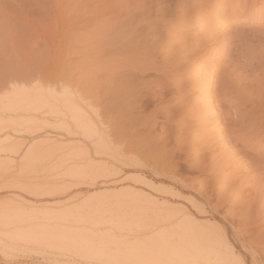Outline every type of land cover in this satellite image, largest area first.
<instances>
[{
	"label": "rangeland",
	"instance_id": "1",
	"mask_svg": "<svg viewBox=\"0 0 264 264\" xmlns=\"http://www.w3.org/2000/svg\"><path fill=\"white\" fill-rule=\"evenodd\" d=\"M165 2L166 4L169 3L168 1H164L162 2L163 4L161 3V6ZM245 2L246 0H242V3L238 5L237 0H196V4L193 5L192 13L194 14L190 12L193 15L191 17L193 19H185L183 12H176L179 20L175 17L177 20L173 18L170 19L172 22L170 20L168 23L166 22L169 24L168 26L171 24L173 28L166 25L167 29H161L163 35L158 34L155 36L158 42L154 44H156L158 54L159 52L162 55L166 54V56L169 54L168 57L164 55L165 58L160 54L153 56L156 59L155 63L157 62L161 65L163 60L164 64L168 62L166 60H171L172 63L176 61L174 65L169 62L170 64H167L166 67L170 68L168 65H173V72L163 68L159 72L157 71L158 73L161 72V75H157L156 72L155 75L152 73L154 76L148 74V72L146 75V72L143 71L146 67L140 69V71L139 68L142 67V62L146 64L145 54L141 55L139 53L141 55L140 58L144 57L145 61H141L144 58L138 60V51L136 52L137 55H135L137 57L133 54L130 56V53L127 52L129 48L126 50V54L129 56H126V58L129 57L127 59L130 63L126 60V66L127 64L128 66H132L133 64L132 67H134V63L135 65H139L137 62L141 61L142 64L140 63L137 69L134 67L135 71L139 70L137 72L140 75L137 72L135 74L134 69L130 66L131 71L126 70L127 66L124 68L126 73L123 72L124 70L121 68L125 65L124 61L126 58L125 53L122 52H125V50L123 51L120 48L121 44L120 46H118L119 43L116 44L117 41L111 40L113 31L114 33H116V30L120 31L118 28H113H116V24L118 25L121 19H114V27L111 26L110 32L107 31L108 29L106 30V33L110 35L106 34L107 39L104 37V41L101 39L105 44L106 42L110 43L109 39L112 36L110 40L111 42H115L116 48L115 45H111L112 43L110 46L114 47H110L108 44L104 48L103 44L101 45L103 47L101 50L99 48L101 43L98 44L99 42L97 41H100L102 36L97 31L98 34L95 36L97 39L93 41L95 42L93 43L94 45L87 49L81 58H76L75 60H69L68 56L62 51L53 57L46 54L49 48L47 37L52 34L55 27L53 23L49 26L35 25L32 39L28 42L21 40L23 43L20 41L17 45L14 44L13 46L12 44L13 47L10 45V41H8L10 42L9 44L7 41L0 39V91L2 92L0 93L3 95L4 88H10L9 85L13 87L12 83L13 85L17 83L18 87L28 86L25 89H30L33 92H28L33 95V99L42 98V94H44L43 89H45L44 92L46 94L44 97L47 95L45 98H48L49 105L54 104L53 108L46 104L48 106H43L41 109H44L45 112L48 111V113L54 112L53 115L45 117V119L42 115L45 114L44 110H39L42 112L40 114L38 111L26 113V108L23 109V106L20 107L23 111L19 110L18 114H13L12 112L10 114L8 111L7 114L6 112L4 114L3 111L0 113V117L4 118V120L7 117L6 121L8 124L6 126V121L2 123L6 127L0 134V138L2 137L3 139L6 136L9 138L13 135L12 139L18 143L21 141L18 146L24 144L20 150L15 148L0 156V264H158L155 259L145 262L143 260L139 261L137 258L128 257V254L126 255L123 250L126 247L132 249L138 248L137 250L140 251L150 248L157 255L160 253L162 245L159 244H163L160 230L166 224L161 223L164 212H158V209L162 208L163 210L165 208L163 203H170L172 205L171 208L174 210L170 209V212L173 211L171 213L173 214L171 215V219L174 222V227L171 226V232L174 234L173 239L186 238L183 228L180 227L181 225H188L197 242L201 244H203L201 238L205 237L207 232L208 235L218 233L223 239L225 247H228L235 255H238L245 264H264V123L262 122L264 120V111H262L264 109V85L261 84L264 81L262 80L264 78V7L255 8L253 6L254 3H252L253 1L249 3ZM161 6L154 8H157L156 12H167V9H162ZM32 8L29 6L27 10H32ZM189 8L190 6H185L183 9L184 11H191ZM180 14L183 18L179 16ZM19 20L25 23L28 21L24 18H19ZM30 23L34 24L33 21ZM97 25L99 28L98 20ZM3 28L4 24L0 17V33L4 30ZM97 30H100V28ZM163 30L166 34L163 33ZM46 31L49 32H47L48 35ZM44 33L47 37L43 35ZM250 36L251 39L249 40ZM134 42L136 40L133 41V44ZM150 42L153 43L148 40L143 41L142 46H144V43L146 44L145 48L142 47L143 50L140 48L141 43H135L134 45L137 44L138 47L140 46L139 50L144 51ZM128 43L132 44V42ZM129 46L132 48V45ZM233 46L234 49L232 48ZM235 46L239 47L237 51L235 50ZM184 47H187L186 49L188 50L191 47L196 52L197 50L201 51L199 52L200 54L196 53L201 60L197 57L200 61L197 60L195 62L194 54L192 55L191 50L188 52L186 49H183ZM8 48L10 52L12 51L11 53H9ZM131 48L129 52L134 54L135 52L133 51L138 50V48L134 47L135 50L131 51L133 49ZM116 49H118V53H116ZM219 49L222 50L220 51ZM179 50L180 52H178ZM233 50L236 53L241 51L240 56L244 58L240 59L244 62L239 61L240 59L237 57L239 52L236 54L235 52L233 53ZM101 51L105 52H103L105 54L104 59L102 57V59H99V54H102ZM119 51L125 59L123 58L124 61L122 62L121 54L119 55L122 63L119 62L117 65V71L121 70L123 74L119 73L120 75H117L114 72L116 70L110 64L116 65L114 59H118L117 54H119ZM27 52L28 54H26ZM224 52L225 54H223ZM132 55L138 61L135 60V62L133 60V62ZM170 57L174 58V61ZM230 57H235L238 59V62L233 58L234 63L232 60L230 61L233 64H225L224 62ZM159 58L161 59L159 60ZM204 58L205 60H203ZM219 58L223 59L220 60ZM100 60L103 61L101 62ZM257 60L258 62L263 61L258 68L259 70L255 71L257 75L253 73V77L250 75L251 78L247 75L248 78L244 74L243 76L246 77L247 81L244 80L246 83H242L243 85L247 84V87L240 85L242 84L240 81L239 85L241 87L238 85L237 92L240 93V91L244 92L246 90L244 94L242 93L245 95L248 92L246 88H250L248 90L251 92L258 84V89L262 91L261 96L258 94L260 98L258 101H263L261 102L263 109H261L260 102L256 101L259 99L257 98V93H255L257 99L253 98V96L251 97L256 92L255 89L257 87L250 93V97L254 100L256 99V102L250 97L251 100L249 99L248 101V93L245 97L233 91V96L232 91H229V96L227 93L225 97L230 98L232 96L231 98L233 99L231 101L233 100V102L237 103H234L236 106H232V111L236 107L238 109L241 104L239 107L240 112L242 109L244 113H241L243 115L242 119L240 115V120H243L244 117L250 119L245 118L247 121L243 120V122L239 121L240 123H235V126H237L236 130L234 124L230 125L223 121L226 125L228 124L226 127L222 121L211 113V107H216L218 100L224 102L228 98L223 97L225 94L222 96L217 93V96L212 87L218 81H221L220 85L224 84L227 80L224 77H229L232 72L236 74V71L232 70L233 68L236 69V66L237 68L239 67L237 64L243 63V66H247L251 62L254 64ZM70 63L73 65V68ZM226 63H229V61ZM177 64L179 66H176V68L175 65ZM69 65L71 66L70 68ZM101 65L108 67H103L106 69L103 71ZM173 66L171 67L172 69ZM110 69H113L114 73ZM164 70H166V73H163ZM228 70H231V73ZM69 71H73L71 76H74L76 80L80 79L79 83L83 87H81L84 90L83 94L87 96L86 98H88L87 101L89 102L87 104L83 103L86 106L81 105L83 108L79 109L84 115H81V111L77 112V109L74 111L75 118L78 119L74 121L75 124L70 120V114L66 110L65 104L62 103L64 97L61 99L62 96L58 95L62 93L61 90L63 92L65 89L68 91L66 86V84L68 85V80L66 79L70 77L68 76ZM132 71L138 81L134 76L132 77ZM108 72H111L112 75L109 76ZM141 72H143L142 75ZM162 73L167 78L162 77ZM238 73L237 75H239ZM127 74H132L130 76L132 79H126L129 76L126 77ZM238 77L236 76V79ZM112 78L115 79L112 80ZM139 78L141 79L139 80ZM161 78H165V80ZM223 78L226 80L223 81ZM233 78L235 79V75ZM257 78H260L258 80L262 81H258ZM158 79L161 80L160 84L158 83ZM108 80L109 82L112 80V83H109ZM125 80H128V82ZM148 81L157 82L156 85H153L152 82L149 83H152L151 85L155 88L158 86L156 89L159 87H163L164 90L172 89V95H169V97L167 95L168 99H161L157 102L158 104L153 103L152 105V102L149 101L146 95L148 88L144 87L145 89L143 90V84L144 86L147 85ZM248 81L255 83L252 85L250 82L248 87ZM131 82L133 83L131 84ZM201 84L212 85L210 90L204 92L203 95L205 96H201L202 98L198 93L200 89L197 88L199 85L202 86ZM34 85L40 86V88L37 87L38 90L36 91ZM132 85L133 89L130 88L132 92L129 95L127 92L130 90L128 89L127 92L126 90L127 87H132ZM32 86L36 91L35 93L34 89L31 88ZM50 87L52 89L56 87L53 90L55 92L58 91V93L56 94L52 89L49 90ZM117 89L120 90L118 94L123 92L127 94H120L117 97ZM39 90L42 92H39ZM7 91L10 90H5V93H8ZM261 91L259 92L261 93ZM21 93H17V96H22L20 95ZM64 93L62 95H66V91ZM234 93L239 97L237 98ZM1 94L0 98H3L1 102H8V94H4L5 97ZM22 94L24 95V92ZM37 94L38 96H36ZM89 95L90 97H88ZM121 95L125 97L128 95L127 99L124 98L122 100L123 102L120 101L121 99H118L122 97ZM49 96H57L58 100L56 97L55 100L58 102H55L54 98L52 97V99ZM103 96L107 100L108 98L112 100H114L113 98H117L118 100L107 101ZM234 97L235 100L238 101L239 99L240 102L235 101ZM5 98L6 100L4 101ZM244 98L247 99V103L244 101ZM215 100L217 101L215 102ZM19 101H16L18 105H20ZM109 102L116 103L111 104ZM242 102L246 105L244 104L243 106ZM258 104L261 106L260 108ZM17 106L14 108L18 109L19 106ZM204 106L211 108L208 110V114H212L211 116L205 114L206 110H204ZM51 108L52 110L50 111ZM56 108L58 111L60 109V113L56 112ZM258 110H260L259 113L261 112L259 115H257ZM98 111H102V113L108 111L106 113L108 115L103 116V120H100L101 118L96 117L99 113ZM21 112L23 115L20 114ZM152 114L156 115V120L154 116L153 119H150ZM37 115L39 117L35 119ZM146 115L151 116L148 123ZM24 116L29 117L28 119H32V121ZM253 117L258 118V122L261 121L260 125L262 128L259 129L257 127L259 124H256L255 128H257L253 129V125L257 122ZM84 118L90 121L87 123V121H84ZM157 118L161 119L157 120ZM230 118H232L231 115ZM1 120L3 122V119ZM36 120H38V123ZM91 120L94 124H92ZM43 121L55 128H50ZM24 122L27 123L25 124ZM32 122L37 123V125L42 123L40 126L38 125L41 128L37 125L35 126ZM77 122L78 125H76ZM69 123L71 124L70 126L68 125ZM260 125L259 127H261ZM149 127L153 130L151 132L148 131L150 134L147 132L148 129L150 130ZM70 130L73 133L72 135L68 134ZM16 131L19 134L14 133ZM4 132L6 136H4ZM148 137L150 138L147 139ZM151 138V143H149ZM155 138L157 140H154ZM147 142L151 145V148L153 147L152 149L149 146L147 147L149 145ZM54 145L59 147L57 148L58 152L54 151ZM68 148L81 154L85 152L83 155L86 157L88 155L87 163L101 164L107 169L108 173L104 169L103 172H100L102 174L97 173V176L91 177L92 179L84 177L80 178L81 180H75L72 175V179L67 176L71 173L65 176L69 172L67 168L73 163L65 162V160L61 162L59 159L63 158V155L61 156L60 153H63L62 151ZM128 149L130 150L127 151ZM104 162L106 163L104 164ZM76 165L80 164L76 163L75 167ZM253 172L254 174L256 173L255 177ZM85 178L87 179L85 180ZM150 182L154 186L151 187L149 185ZM42 195L44 197H41ZM116 218L120 219L119 222L115 221ZM120 226L122 229H120ZM152 226H155V228ZM124 227H131L133 231L130 232L124 229ZM41 228H44L46 231L44 232V229L42 231ZM199 233L202 235V237L200 235L201 238L199 237ZM111 236H113L112 239ZM112 241L117 242L114 244ZM202 247H204V244ZM116 248H119L120 251H117ZM197 260H200V258H197Z\"/></svg>",
	"mask_w": 264,
	"mask_h": 264
},
{
	"label": "bare ground",
	"instance_id": "2",
	"mask_svg": "<svg viewBox=\"0 0 264 264\" xmlns=\"http://www.w3.org/2000/svg\"><path fill=\"white\" fill-rule=\"evenodd\" d=\"M164 1H168L169 3H167L166 4V2L164 3V5H162L161 6V3L162 2H164ZM192 1H194L193 2V4H191L192 3ZM236 1V0H235ZM250 1H253L252 3H254V7L256 8V7H258V8H262V7H264V0H246V2L245 3H249ZM196 2V0H0V17H1V20H2V22H3V24H4V30L0 33V39H2V40H5V41H10L11 42V44H10V42H8L11 46H12V44H13V46H14V44H16L17 45V43L19 44V42L22 40H25V41H30L31 39H32V37H33V35H34V32H33V28H35V25H41V26H49L50 24H54V28H53V32H52V34H50L48 37H47V32L48 31H46V34L44 33L43 35L45 36L46 35V37H47V43L49 44V48H48V52L46 53V54H49V56L50 57H53V56H55L56 54H58L59 52H64V54L66 55V56H68V58H69V60H75L76 58H81L82 56H83V54L86 52V50L87 49H89V48H91L94 44L93 43H95V42H93L95 39H97L95 36H96V34H98V32L97 31H99V35H101L102 37L100 38V41H97V42H99L98 44H100L99 45V48L101 49V48H103L101 45H103L104 44V48H105V45L107 46L108 44H109V46H110V44L111 45H115V48H116V44H118V46H120V44L124 47V49H123V47L121 46L120 48H122V50L124 51L125 50V52H122V50L119 48V50L122 52V53H125V58H126V56H129V55H127L126 54V50L129 48H131L129 45H132V50L131 51H133V50H135L134 49V47H136V48H138V50L136 49L135 51H133V52H135V54L134 53H131V52H129V49L127 50V52L128 53H130V56H131V54H133L134 56L135 55H137L136 54V52L139 54V53H141V55H144L145 56V58H146V64L144 63V62H142L141 63V61H145V58L144 57H141L140 58V54L139 55H137V56H139L138 57V60H141V59H143V60H141L140 62L137 60V59H135V57H137V56H133V57H131V58H133L132 59V61L134 60H136V61H138L137 63H139V65L138 64H136L135 65V63H134V67L137 69V67H139L140 66V63L142 64V67L141 68H139V70L140 69H144L145 67V69L143 70V71H145L146 72V75H147V72H148V74H152V73H154V75H155V72H156V74L158 75V74H160L161 75V72L160 73H158L161 69H163V68H166L167 67V64H170L169 62H171V60L169 61V60H166V61H168V62H166L165 64L163 63V61H162V64L160 65V63H155V61H156V59H155V57H153V56H157V54H158V50H157V47L155 46L156 44H154L155 42H158V41H156V37L155 36H157L158 34L160 35V34H162V31H161V29H163V28H166V25L168 26L169 24H167L168 23V21L170 20V19H173V18H177L178 19V17L176 16V12H178V11H181V12H183V17L185 18V19H188V18H191L193 15L192 14H194V13H192L193 12V5L194 4H196L195 3ZM240 3H242V0H237V4L239 5ZM163 4V3H162ZM29 6H31V8H32V10L30 11L29 9V11L27 10V7L29 8ZM159 6H161V8L163 9V8H166L167 9V12L165 11V12H163L162 11V13H157L156 11V9H154L155 7H159ZM185 6H190V10L191 11H188V10H186V11H184V7ZM196 6V5H195ZM33 9H34V11H33ZM187 9V8H186ZM194 9H195V7H194ZM254 9V8H253ZM159 10V9H158ZM259 10V9H258ZM261 10V9H260ZM161 11V10H160ZM159 11V12H160ZM180 12V13H181ZM190 12L192 13V14H190ZM196 13V12H195ZM179 16H181V14L179 15ZM195 16V15H194ZM122 17H124L123 19H122ZM182 17V16H181ZM182 17V18H183ZM19 18H24V19H26V20H28L26 23L25 22H21L20 20H19ZM175 18V19H176ZM197 18V17H196ZM195 18V19H196ZM114 19H121V21L119 22L118 20H116V21H118L119 22V26L116 24V28H113V29H120V31L119 30H116V33H117V31H119L117 34L116 33H114V31H113V29H112V31H113V37L115 36V38H113L112 36V39H111V37H110V39L111 40H113V41H117V43L115 44V42H111V40L109 39V41H110V43L108 42H106V44L103 42L104 41V37H106L105 39H107V36H106V34H109V33H106V30L108 31V32H110V28H111V26L112 27H114L113 26V20ZM174 19V20H175ZM176 19V20H177ZM191 19H193V18H191ZM97 20H98V22H99V28H100V30H97V29H99L98 28V25H97ZM174 20H173V22H174ZM179 20V19H178ZM33 21V23L34 24H31L30 22H32ZM51 21V22H50ZM171 21V20H170ZM181 21V20H180ZM183 21V20H182ZM167 22V23H166ZM172 22V21H171ZM170 22V23H171ZM48 24V25H47ZM114 25H115V23H114ZM170 26H171V24H170ZM170 26H168V27H170ZM174 26H175V24H174ZM172 27V26H171ZM47 28V27H46ZM140 28H144V29H141L140 30ZM173 28V27H172ZM171 28V29H172ZM167 29V28H166ZM170 29V28H169ZM48 30V29H47ZM165 30V29H164ZM163 30V33H165V31ZM112 31H111V33H112ZM169 31V30H168ZM246 32V31H245ZM249 32V31H248ZM38 33V32H37ZM49 33V32H48ZM247 33V32H246ZM166 34V33H165ZM110 35V34H109ZM140 35V37H138ZM163 35V34H162ZM41 36V35H40ZM43 36V37H44ZM98 37V36H97ZM138 38V41H137V38ZM159 37V36H158ZM45 38V37H44ZM164 38V37H163ZM239 38V37H238ZM245 38V37H244ZM248 38V37H247ZM103 41H102V40ZM251 39V36H250V38H249V40ZM99 40V39H98ZM136 40V42H134V44L135 43H137V44H140L141 43V49L143 50V48H145L144 46L146 45L145 43H144V46H142V44H143V41L145 40H148V41H152L153 43H151L150 42V44L149 43H147V44H149L147 47H146V49H144V51H142L141 49L139 50V47H138V45L136 44V45H134L133 44V41H135ZM161 40V39H160ZM21 41V43H23ZM108 41V40H107ZM238 41H239V39H238ZM243 41V40H242ZM245 41V40H244ZM246 41H248V40H246ZM33 42V41H32ZM128 42H132V44L130 43H128ZM25 43V42H24ZM30 44H32V43H30ZM127 44H128V46H127ZM158 44V43H157ZM259 44V43H258ZM3 45V44H2ZM47 45V44H46ZM249 45H250V43H249ZM252 45V44H251ZM12 46V47H13ZM31 46V45H30ZM101 46V47H100ZM126 46H127V48H126ZM155 48H154V47ZM241 46V45H240ZM253 46V45H252ZM251 46V47H252ZM5 47V46H4ZM110 47H114V46H110ZM143 47V48H142ZM236 47V46H235ZM250 47V46H249ZM264 47V46H263ZM15 48V47H14ZM13 48V49H14ZM18 48V47H17ZM160 48V47H159ZM187 47H184L183 49H186ZM206 48V47H205ZM205 48H204V51H205ZM224 48V47H223ZM226 48V47H225ZM233 49H234V46L232 47ZM237 48H239L238 46L235 48V50L237 51ZM247 48V47H246ZM5 49H7V48H5ZM12 49V48H11ZM110 49V48H109ZM113 49V48H112ZM112 49H111V51H112ZM182 49V50H183ZM230 49V48H229ZM242 49V48H241ZM249 49V48H248ZM263 49V48H262ZM102 50V49H101ZM117 50V52L116 53H118V49H116ZM115 50V51H116ZM146 50V51H145ZM181 50V49H180ZM180 50L178 51V52H180ZM188 52H189V50H191V52H192V55L194 54V55H196V56H194L193 55V57H195L194 59H195V62L197 61V60H199V59H197V57L198 58H200L199 57V55H197L199 52H201V51H198L197 50V52H196V50L194 51V49H192L191 47L189 48V50L188 49H186ZM186 50H185V52H186ZM193 50V51H192ZM203 50V49H202ZM207 50V49H206ZM208 50H209V47H208ZM207 50V52H209ZM210 50H211V48H210ZM220 51L222 50V49H219ZM218 50V51H219ZM243 50V49H242ZM253 50H254V48H253ZM8 51H9V48H8ZM106 51V50H105ZM120 51H119V54H117V58L119 59H114L115 60V64L116 65H114L113 66V64H110V66L111 67H113L114 68V70H116V71H114L117 75H120V74H123V73H121V70H119V72L117 71V69H118V67H117V65L119 64V62L120 63H122L124 60H123V54L122 53H120ZM139 51H142V52H139ZM159 51H161V50H159ZM224 51V50H223ZM222 51V52H223ZM226 51V50H225ZM230 51H231V49H230ZM230 51H229V54H230ZM264 51V50H263ZM2 52V51H1ZM12 52V51H11ZM10 51H9V53H11ZM13 52H15V51H13ZM33 52V51H32ZM31 52V53H32ZM99 52V51H98ZM104 51H101V53L102 54H99V59H102L103 57H105L104 55V53H103ZM107 52V51H106ZM143 52H146V53H143ZM187 52V53H188ZM221 52V53H222ZM232 52V51H231ZM235 51L233 50V53H234ZM239 52V54H237ZM236 54H237V57L240 59V58H244V57H241L240 55V52L241 51H238ZM244 52V51H243ZM3 53V52H2ZM23 53V52H22ZM21 53V54H22ZM197 53V54H196ZM202 53H203V51H202ZM221 53H219V54H221ZM232 53V54H233ZM254 53V52H253ZM255 53H256V51H255ZM261 53V52H260ZM264 53V52H263ZM8 54V53H7ZM13 54V53H12ZM26 54H28V52L26 53ZM25 54V55H26ZM33 54V53H32ZM98 54V53H97ZM121 54V55H120ZM159 54H160V52H159ZM158 54V55H159ZM176 54H177V52H176ZM176 54H174V55H176ZM181 54V53H180ZM183 54V53H182ZM200 54V53H199ZM204 54H205V52H204ZM206 54H208V53H206ZM215 54V53H214ZM223 54H225V52L223 53ZM231 54V55H232ZM244 54V53H243ZM257 54V53H256ZM262 54V53H261ZM24 55V54H23ZM31 55V54H30ZM114 55V54H113ZM112 55V56H113ZM119 55H120V57H122L121 58V61H120V57H119ZM160 55H162V54H160ZM164 55L166 56V54H163L162 56L164 57ZM177 55H179V53L177 54ZM189 55V54H188ZM187 55V56H188ZM191 55V54H190ZM202 55V54H201ZM200 55V56H201ZM231 55H228V56H231ZM234 55V54H233ZM232 55V56H233ZM245 55V54H244ZM264 55V54H263ZM115 56V55H114ZM169 56V54L166 56V57H168ZM172 56V55H171ZM181 56V55H180ZM185 56V55H184ZM203 56V55H202ZM223 56V55H222ZM236 56V55H235ZM240 56V57H239ZM243 56V55H242ZM102 57V58H101ZM173 57V56H172ZM172 57H170L171 59H173L172 61H174V58H172ZM175 57V56H174ZM205 57V56H204ZM124 58V59H125ZM128 59H129V57H127ZM125 59V67L123 66L121 69H123L124 70V68H126L127 66H128V64H127V66H126V60H127V62H129L128 61V59ZM165 58V57H164ZM170 58H167V59H170ZM176 58V57H175ZM177 58H179V57H177ZM203 58V57H202ZM233 58H235V57H230V58H228V60L226 61V62H228L229 61V63H226V62H224L225 64H233L234 63V59ZM256 58V57H255ZM104 59V58H103ZM157 59H158V57H157ZM161 58H159V60H160ZM208 59H209V57H208ZM218 59V58H217ZM220 60H222L221 58H219ZM106 60V59H105ZM111 60V59H110ZM114 60H112L113 62H114ZM200 60H201V58H200ZM199 60V61H200ZM203 60H205V58L203 59ZM206 60H207V58H206ZM233 61V63L232 62H230V61ZM235 60L237 61L238 59H236L235 58ZM243 60V59H242ZM262 60V59H261ZM260 60V61H261ZM101 62L103 61V60H100ZM112 61H110L111 63H112ZM132 61H131V63H132ZM133 61V62H134ZM135 61V62H136ZM160 61V62H161ZM193 61V60H192ZM239 61H241V59L239 60ZM252 61V60H251ZM105 62V61H104ZM107 62H109V61H107ZM118 62V63H117ZM176 61H174L173 63L171 62V64H173L174 65V63H175ZM189 62V61H188ZM222 62V61H221ZM238 62V61H237ZM236 62V63H237ZM241 62H244V61H241ZM263 62V61H262ZM262 62H258V60L255 62V63H257V64H253L252 62L249 64V65H247V66H243L240 62V65L239 64H237L239 67L237 68V66H236V69L235 68H233V70L232 71H236V74H233L234 72H232V74H230L229 75V77H224V78H227V80L226 79H224L223 78V81H225V83L224 84H222V85H220L221 84V81H218V83H215V85L212 87V88H214V92H216V94L218 93L219 95H224L223 97L224 98H228V97H225L226 96V94L230 91H232V95H233V91L235 92V93H237L238 95H240L241 96V94L243 93H245L246 92V90L244 91V92H241L240 91V93H238L237 91H238V85H239V83H240V81H241V83L242 82H244V80H246L245 78L246 77H244L243 75L244 74H246V76L247 75H251L252 76V74L253 73H255V71L260 67V64L262 63ZM71 63H72V61H71ZM70 63V65L72 66V68H73V65ZM130 63V62H129ZM180 63V62H179ZM245 63H246V61H245ZM259 63V64H258ZM264 63V62H263ZM106 64V63H105ZM145 64V65H144ZM159 64V66L157 67V65ZM190 64V63H189ZM199 64H201V63H199ZM221 64V63H220ZM247 64V63H246ZM245 64V65H246ZM253 64V65H252ZM69 65V68L71 67ZM100 65V64H99ZM108 65V64H107ZM138 65V66H137ZM147 65V66H146ZM173 65H168V67H172ZM197 65V64H196ZM222 65H223V63H222ZM102 66V65H101ZM109 66V65H108ZM108 66H102L101 67V69L103 68V67H108ZM116 66V67H115ZM130 66V65H129ZM129 66H128V68H126V70L127 71H131V69L129 68ZM132 66H133V64H132ZM132 66H130V67H132ZM144 66V67H143ZM176 66H179V64H177V65H175V67ZM190 66V65H189ZM193 66V65H192ZM195 66V65H194ZM262 66H263V64H262ZM134 67H132L133 69H134ZM188 67V66H187ZM224 67V66H223ZM226 67V66H225ZM235 67V66H234ZM71 68V69H72ZM166 68V69H169V70H173L174 71V66H173V69L171 68ZM177 68V67H176ZM198 68H199V66H198ZM227 68H228V65H227ZM231 68V67H230ZM104 69L105 68H103V71H104ZM108 69V68H107ZM130 69V70H129ZM132 69V70H133ZM188 69V68H187ZM192 69V68H191ZM223 69V68H222ZM106 70V69H105ZM111 70V69H110ZM126 70H124L123 72L124 73H126L125 71ZM139 70H137V71H139ZM177 70V69H176ZM225 70V69H224ZM259 70V69H258ZM257 70V71H258ZM102 71V72H103ZM112 72H113V69L111 70ZM133 71H135V69L133 70ZM132 71V72H133ZM137 71H135V74H137L138 72ZM141 71V70H140ZM158 71V72H157ZM166 70H164V72L163 73H166L165 72ZM170 71V72H171ZM172 71V72H173ZM227 71V70H226ZM229 71V70H228ZM239 73H238V72ZM256 71V72H257ZM73 72V71H72ZM71 71H69V74L68 73H66V74H68V76H70V77H67L68 79H66V76H65V79L66 80H68L67 82H68V85L66 84V86H67V88H68V91L65 89L64 90V92L66 91V95H64L65 93L63 92V90H61V92L62 93H64L63 95H62V93L60 94H58V95H60V97L62 96V98L61 99H63V97H64V99H63V102L62 103H64L65 105L64 106H66V108H63V109H66L67 111H68V113L70 114V120H72L73 122L74 121H77L78 119H76L75 118V112L74 111H76V109H77V112L78 111H81V110H79V109H81V105H83V106H86V105H84L83 103H85V104H87V100H88V98H86L87 96H85L84 94H83V92H84V90L82 89L83 87H82V85L79 83V81H80V79L79 80H76V78L74 77V76H71V73H72ZM113 72V73H114ZM118 72V73H117ZM137 72V73H136ZM171 72V73H172ZM222 72H224L223 70H222ZM230 73H231V70L229 71ZM229 72H227V73H229ZM107 73V72H106ZM109 73V72H108ZM120 73V74H119ZM129 73V72H128ZM142 73L143 72H141V75H142ZM162 73V74H163ZM237 73L239 74V75H237ZM264 73V72H263ZM115 74V75H116ZM135 74H134V72H133V75L132 74H127L126 75V77H125V75H124V77L126 78V79H128V78H130V76L132 75V77L134 76L135 78H136V76H135ZM139 75H140V73H138ZM221 74V73H220ZM224 74H226L225 72H224ZM256 74V73H255ZM112 74H111V72L109 73V76H111ZM153 74H152V76H154ZM222 75V74H221ZM233 75V76H232ZM234 75H235V79L233 78L234 77ZM254 75V74H253ZM257 75V74H256ZM263 75V74H262ZM122 76V75H121ZM121 76H119V77H121ZM144 76V75H143ZM150 76V75H149ZM225 76H228V75H225ZM236 76H239V77H241V78H237L236 79ZM244 77V79H243V77ZM250 76V77H251ZM77 77V76H76ZM113 77V76H112ZM116 77V76H115ZM118 77V76H117ZM162 77H166L165 76V74H163L162 75ZM221 77H223V76H221ZM248 77V76H247ZM253 77V76H252ZM251 77V78H252ZM255 77H258V76H255ZM264 77V76H263ZM109 78V77H108ZM111 78V77H110ZM135 78H133L134 80H135ZM167 78V77H166ZM249 78V77H248ZM247 78V79H248ZM113 79H115V78H112V80ZM122 79H123V76H122ZM130 79H132V78H130ZM129 79V80H130ZM137 79V78H136ZM141 78H139V80H140ZM143 79V78H142ZM162 79V78H161ZM164 80H165V78H163ZM162 79V80H163ZM220 79H222V78H220ZM219 79V80H220ZM254 79V78H253ZM256 79V78H255ZM258 79H260V78H257V80ZM10 80H12V79H10ZM110 80V79H109ZM109 80H108V82H109ZM112 80L110 81L111 83H112ZM159 80V79H158ZM209 80V79H208ZM243 80V81H242ZM249 80V79H248ZM262 80H264V78L262 79ZM262 80H258V81H262ZM126 81V80H125ZM137 81H138V79H137ZM141 81H143V80H141ZM160 81L161 80H159L158 81V83L160 84ZM247 81V80H246ZM246 81L244 82V84L246 83ZM256 81V80H255ZM59 82V81H58ZM109 82V83H110ZM126 82H128V80L126 81ZM147 82V81H146ZM150 82H152L153 83V85H156V83L154 82V81H148V83H147V85H145L144 86V84H143V90L145 89L144 87H146V89L148 88V91H146V95H147V98L149 99V101H151L152 102V105H153V103H157V102H159L161 99L163 100H165V98H167L168 99V97H169V95H172V89L171 90H168V89H165L164 90V88L163 87H159L158 89H156L153 85H151V84H149ZM162 82H164V81H162ZM161 82V83H162ZM251 81H248L247 83H248V87H249V83H250ZM264 82V81H263ZM261 83V84H263L264 85V83ZM15 83V82H14ZM133 82H131V84H132ZM136 83V82H135ZM255 83V82H254ZM254 83L253 82H251V84L252 85H254ZM11 84V83H10ZM17 84V83H16ZM16 84H14L13 85V83H12V86L13 87H11V85H9L10 86V88L9 87H7V88H4L5 90H7V89H9L10 91H7L8 93H5V90L3 91L4 92V94H8V95H10L9 97H8V95H7V99H8V102H4V103H2L1 102V99H3V98H0V113H2L1 111H3V113L4 112H6V114H7V111L8 112H10V114H11V112L14 114H16L17 112L19 113V110H22V108H20L21 106H23L24 108L23 109H25L26 110V113L28 112H39V114H40V112L41 111H43V110H41L42 108H43V106H48L49 105V100H48V98H45L44 97V95L46 94L45 92H44V90L45 89H43V93L44 94H42L43 95V97L41 98H35V99H33V95H31V94H29L28 92H30V93H33V92H31L30 91V89L29 90H26L25 88H28V86L27 87H22V86H19L18 87V84L16 85ZM207 84V83H206ZM214 84V83H213ZM16 85V86H15ZM23 85V84H22ZM29 85V84H28ZM33 85V84H32ZM42 85H44V84H42ZM102 85V84H101ZM101 85H100V87H101ZM134 85H136V84H134ZM202 86H200L199 85V87H197L198 89H200L199 91H198V93H199V95H200V97L202 96H205V95H203L204 94V92L206 91H208V90H210L211 89V84L210 85H203V84H201ZM240 85H242L243 87H247L246 85H243V83L242 84H240ZM239 85V86H240ZM263 85H260V86H263ZM26 86V85H25ZM35 86V85H34ZM50 86V85H49ZM69 86V87H68ZM139 87H140V85H138ZM251 86V85H250ZM36 88V91L38 90L37 89V87L38 88H40V86H35ZM42 87V86H41ZM47 87V86H46ZM82 87V88H81ZM136 87H137V85H136ZM241 87V86H240ZM255 87V86H254ZM257 87V88H256ZM256 89L255 88H253V86H252V88L253 89H255L256 90V92H254L252 95L250 94L251 92H252V90H251V92H250V90H248V89H250V88H246L247 89V93H248V101H249V99L253 96V98L256 96L255 95V93H257V98H259V96H258V94L261 96V94H262V91L261 90H259L258 89V84L256 85ZM31 88H33V86L31 87ZM56 88V87H55ZM55 88H53L54 90H55ZM130 88H132L133 89V85H132V87L131 86H129V88L127 87V90H126V92L128 91V89L130 90ZM142 88V87H141ZM193 88V87H192ZM194 88H196V87H194ZM264 88V87H263ZM34 89V88H33ZM35 89H34V93L36 92L35 91ZM52 88L50 87V89L49 90H51ZM52 89V90H53ZM189 89V88H188ZM191 89V88H190ZM258 89V90H257ZM32 90V89H31ZM53 90V91H54ZM58 90V89H57ZM112 90V89H111ZM111 90H109V91H111ZM118 90V89H117ZM116 90V91H117ZM33 91V90H32ZM46 91H48V90H46ZM172 91V92H171ZM196 91V90H195ZM195 91H193L194 93H195ZM259 91H261V93L259 92ZM1 92V91H0ZM19 92H24V95L21 93L20 95H22V96H17V93H19ZM39 92H42V91H40L39 90ZM50 92V91H49ZM48 92V93H49ZM55 92V91H54ZM118 92H120V90H118L117 91V97H118V95L120 96V94H129L130 95V92H132L131 90L129 91V92H127V93H119L118 94ZM171 92V93H170ZM213 92V93H214ZM259 92V93H258ZM2 93V92H1ZM0 93V94H1ZM10 93V94H9ZM47 93V94H48ZM52 93V92H51ZM50 93V94H51ZM56 94L58 93V91L57 92H55ZM234 93V94H235ZM247 93L245 94V95H243V96H247ZM4 94L2 95L3 97H5L4 96ZM40 94V93H39ZM49 94V95H50ZM132 94V93H131ZM184 94V93H183ZM183 94H182V96H183ZM218 94H217V96H218ZM41 95V94H40ZM52 95L54 96V94L52 93ZM57 95V96H58ZM114 95V96H115ZM167 95H168V97H167ZM196 95H198L197 93H196ZM228 96H229V93L227 94ZM236 95V94H235ZM238 95H236V97L238 98L239 96ZM250 95H251V97H250ZM35 96V95H34ZM36 96H38V94L36 95ZM53 96H49L50 98H52ZM57 96H55L56 97V99H57ZM104 96H106V95H104ZM103 96V98H105ZM113 96V97H114ZM115 96V97H116ZM122 97L121 98H118L121 102H123L122 100H124V98H126L127 99V96L128 95H126V97L124 96V95H121ZM184 96H185V94H184ZM234 96V95H233ZM55 97H53L54 98V101L55 102H58L57 100H55ZM88 97H90V95L88 96ZM201 97V98H202ZM232 97V96H231ZM228 98L227 99V101H224V102H221V101H219L218 99V101L217 100H215V102H216V107L214 106V107H206V106H204L205 107V109L204 110H206L205 111V114H208V110L209 109H211L212 111H211V113L215 116V117H217V119H219L220 121H222V123H223V121H225L226 123H228V124H234V126L236 125L235 123H237V122H239V121H241V122H243V120H246L245 118H248V117H244V119L243 120H240V115H241V113H244V112H242V109H241V112H240V105H239V107H238V109H237V107L232 111V106L234 105V103L235 102H233V100L231 101V99H233V98ZM250 97V98H249ZM263 97H264V94H263ZM52 98V99H53ZM112 98V97H111ZM123 98V99H122ZM204 98H206V97H204ZM210 99H211V97H209ZM217 98V97H216ZM216 98H214V99H216ZM241 98H243V97H241ZM256 98V97H255ZM256 98V99H257ZM91 99V98H90ZM102 99V98H101ZM114 100H112V99H109L108 98V100L105 98V100H107V101H116V100H118L117 98L115 99V98H113ZM209 99V100H210ZM245 99V98H244ZM247 99H245L244 101H246ZM252 99V98H251ZM250 99V100H251ZM255 99V100H256ZM261 99H262V97H261ZM264 99V98H263ZM6 100V98L4 99V101ZM18 100H20L19 101V104L20 105H18L17 103H16V101H18ZM207 100V99H206ZM234 100H235V97H234ZM252 100H254V99H252ZM254 100V102H256V101H258V100H260V98L259 99H257L256 101ZM3 101V100H2ZM106 101V102H107ZM214 101V100H213ZM235 101H237V100H235ZM238 101L240 102V100L238 99ZM237 101V102H238ZM241 101H242V99H241ZM243 101V102H244ZM48 102V103H47ZM52 102V101H51ZM207 102H208V100H207ZM207 102H205V103H207ZM210 102H212L211 100H210ZM243 102H242V104H243ZM250 102H253V101H250ZM258 102H260V105L262 106V104H261V102H263V101H258ZM2 103V104H1ZM89 103V102H88ZM90 103H92L91 101H90ZM109 103H111V104H114V103H116V102H109ZM109 103H107V104H109ZM117 103H120V102H117ZM246 103H247V101H246ZM249 103V102H248ZM46 104H48V105H46ZM121 104H123V103H121ZM120 104V105H121ZM147 104V103H146ZM158 104V103H157ZM192 104V103H191ZM235 104H237V103H235ZM245 104V103H244ZM244 104H243V106H244ZM19 107H18V106ZM53 103H52V105L50 104L49 106L51 107L52 106V108H53ZM148 105V104H147ZM195 105V104H194ZM246 105V104H245ZM259 105V104H258ZM259 105V108L261 107ZM263 105H264V103H263ZM18 107V109H16V108H14V107ZM148 106H150V105H148ZM154 106H156V105H154ZM193 106V105H192ZM212 106V105H211ZM234 106H236V105H234ZM151 107V106H150ZM20 108V109H19ZM52 108L50 109V111L52 110ZM83 108V107H82ZM148 108V107H147ZM214 108V109H213ZM47 109V108H46ZM185 109V108H184ZM261 109H263V106H262V108ZM18 110V111H17ZM24 110V111H25ZM39 110H41V111H39ZM56 110H57V108H56ZM23 111V110H22ZM49 111V112H50ZM203 111V110H202ZM259 111L260 110H258V114L257 115H259L260 113H259ZM262 111H264V109L262 110ZM43 112H45V110L43 111ZM47 112V113H46ZM45 112V114H42L43 116H44V119H45V117L47 118L48 116L50 117L51 115H53L54 114V112L53 113H48V111H46ZM56 112H58V113H60V109H59V111L57 110ZM82 112V111H81ZM80 112V113H81ZM99 112V113H98ZM97 113H98V115L96 116V117H98L100 120H103L102 118H104L103 116H105L106 115V113L108 112H103L102 113V111H98ZM17 113V114H18ZM24 113V112H23ZM42 113V112H41ZM57 113V115H59ZM64 113V112H63ZM67 113V114H68ZM74 113V114H73ZM80 113H78V114H80ZM111 113V112H110ZM256 113V112H255ZM5 114V113H4ZM20 114H22V112L20 113ZM19 114V115H20ZM36 114H38V113H36ZM61 114H62V112H61ZM203 114H204V112H203ZM210 114V113H209ZM208 114V116H211L212 114H210L209 115ZM262 114H263V112H262ZM23 115V114H22ZM41 115V116H42ZM56 115V114H55ZM81 115H84L83 114V112H82V114ZM81 115H78V116H81ZM108 115V114H107ZM106 115V116H107ZM230 115L232 116V118H230ZM243 115V114H242ZM242 115H241V119H242ZM256 115V116H257ZM25 116H27V115H25ZM24 116V117H25ZM30 116V115H29ZM40 116V117H41ZM78 116H76V117H78ZM147 116V115H146ZM153 116H154V114H152V117L151 116H147L146 118H147V123L148 122H150V120H149V118L150 119H153ZM156 116V115H155ZM154 116V119L156 118ZM255 116V115H254ZM13 117V116H12ZM11 117V118H12ZM33 117V116H32ZM36 117V116H35ZM39 116L37 115V117L35 118V119H37ZM65 117V116H64ZM85 117H86V115H85ZM159 117V116H158ZM162 117V116H161ZM25 118H29V117H25ZM31 118V117H30ZM79 118H81V117H79ZM91 118V117H90ZM89 118V119H90ZM98 118H97V120H98ZM145 118V117H144ZM163 118V117H162ZM209 118V117H208ZM253 118H255V117H253ZM260 118V117H259ZM1 119H3V122H2V120ZM13 119H14V117H13ZM35 119H33V120H35ZM68 119H69V117H68ZM74 119H76V120H74ZM85 119V118H84ZM134 119V118H133ZM159 118H157V120H158ZM161 119V118H160ZM159 119V120H160ZM167 119V118H166ZM248 119H250V118H248ZM252 119V118H251ZM256 120H257V122H258V118H255ZM254 119V120H255ZM6 120H7V117H6ZM6 120H4V118H1L0 117V134L5 130V127L6 126H8V124H7V121ZM28 120H31L32 121V119H28ZM40 120V119H39ZM93 120V119H92ZM92 120H91V122H92ZM99 120V121H100ZM156 120V119H155ZM155 120H154V122H155ZM163 120V119H162ZM161 120V121H162ZM4 121H6V126H3L4 124H2V123H4ZM22 121V120H21ZM30 121V122H31ZM38 120H36V122H37ZM85 122L87 121L86 119L84 120ZM88 121H90V120H88ZM88 121H87V123H88ZM98 121V123H100ZM218 121V120H217ZM247 121V120H246ZM11 122V121H10ZM28 122V121H27ZM27 122H24L25 124L27 123ZM35 122V121H34ZM42 122V121H41ZM40 122V123H41ZM45 121H43V123H44ZM80 122V121H79ZM83 122V121H82ZM90 122V123H91ZM151 122H153L152 120H151ZM157 122V121H156ZM219 122V121H218ZM217 122V123H218ZM225 122L223 123L226 127H227V125L225 124ZM255 123V125H253V122H252V125H253V129L255 128V126H256V124H259L260 125V122H258V123ZM262 122L264 123V120H262ZM9 123V122H8ZM33 123V122H32ZM38 123V122H37ZM37 123H33V124H35V126L37 125ZM49 123V122H48ZM132 123V122H131ZM220 123V122H219ZM240 123V122H239ZM246 123V122H245ZM31 124V123H30ZM42 124V123H41ZM40 124V125H41ZM44 124H46V123H44ZM43 124V125H44ZM74 124H75V122H74ZM92 124H94L93 122H92ZM242 124V123H241ZM9 125H11V124H9ZM12 125H13V123H12ZM28 125H29V122H28ZM27 125V126H28ZM39 125V124H38ZM37 125V126H38ZM39 125V126H40ZM42 125V126H43ZM46 125H49V127L50 128H53L54 126H50V124H46ZM46 125H44V126H46ZM69 126L71 125L70 123L68 124ZM76 125H78V122L76 123ZM75 125V126H76ZM150 125V124H149ZM222 125V124H221ZM220 125V126H221ZM223 125V126H224ZM243 125H244V123H243ZM259 125L257 126L259 129L260 128H262V126L261 127H259ZM264 125V124H263ZM13 126H15V125H13ZM19 126H20V124H19ZM27 126H26V128H27ZM30 126H32V125H30ZM34 126V125H33ZM38 126V127H39ZM151 126V125H150ZM241 126V125H240ZM239 126V127H240ZM18 127V126H17ZM48 127V128H49ZM72 127V126H71ZM80 127H82V126H80ZM152 127V126H151ZM151 127H149L150 128V130L148 129L147 130V132L148 131H153L154 130V128H153V130H151ZM230 127V126H229ZM236 127L237 126H235V130H236ZM238 127V128H239ZM256 127V128H257ZM29 128H31V127H29ZM34 128H37V127H34ZM39 128H41V127H39ZM55 128V127H54ZM67 128V127H66ZM83 128V127H82ZM255 128V129H256ZM38 129V128H37ZM71 129V128H70ZM7 130V129H6ZM29 130V129H28ZM234 130V129H233ZM258 130V129H257ZM32 131V130H31ZM30 131V132H31ZM87 131V130H86ZM155 131V130H154ZM255 131V130H254ZM253 131V132H254ZM259 131V130H258ZM261 131V130H260ZM26 132H27V130H26ZM25 132V133H26ZM150 132H148L149 134H150ZM237 132V131H236ZM235 132V133H236ZM264 132V131H263ZM14 133H18L17 131L16 132H14ZM4 134V136H6L5 135V132L3 133ZM8 134V133H7ZM19 134V133H18ZM68 134H73L72 132H71V130L68 132ZM70 135V136H71ZM235 135V134H234ZM237 135V134H236ZM3 136V137H4ZM78 136V135H77ZM7 137V138H6ZM6 137H4L3 139H2V137L0 138V156L3 154V153H5V152H8L9 150L11 151L12 149H15V148H17L18 150H20L22 147V145H24V144H20L21 146H18V144L19 143H21V141H19V143L16 141V140H14V139H12L13 138V135L11 136V137H9L8 138V136H6ZM74 137V136H73ZM151 137H153V136H151ZM150 137H148L147 139H149ZM237 138V137H236ZM17 139V138H16ZM113 140V139H112ZM151 140H152V138L150 139V142L149 143H151ZM154 140H157L156 138L154 139ZM153 140V141H154ZM231 141V140H230ZM24 142V141H23ZM114 142V141H113ZM137 142V141H136ZM148 143V142H147ZM148 143V144H149ZM51 144H54V143H51ZM80 144H81V142H80ZM69 145V144H68ZM118 145V144H117ZM119 146V145H118ZM133 146V145H132ZM150 147L151 148V145L149 144V145H147V147ZM154 146V145H153ZM66 147V146H65ZM68 147V146H67ZM57 148H59L58 146H55L54 145V147H53V149H54V151H57L58 152V149ZM62 148V147H61ZM133 148V147H132ZM131 148V149H132ZM153 148V147H152ZM151 148V149H152ZM16 149V150H17ZM118 149V148H117ZM117 149H115V150H117ZM134 149V148H133ZM120 150V149H119ZM130 149H128L127 151H129ZM123 151V150H122ZM121 151V152H122ZM29 152H30V148H29ZM63 153H60L61 154V156L63 155V158L61 157V156H59V157H61V159H59V161H61L62 162V160L64 161L65 160V162H72L73 164H71L70 165V167L69 168H67V170L69 171V172H65L66 174H65V176L68 174V173H71L70 175L68 174L67 176H69L71 179H72V176H73V178L76 180V179H82V178H84V177H89V178H93V176H97V173H100V172H103V170L105 169V167L103 166V165H101V164H94V163H90V162H88L87 163V157H88V155H87V157L85 156V155H83V154H85V152L84 153H78V152H75V151H73V150H71L70 148H68L67 150H64V151H62ZM124 152V151H123ZM149 152V151H148ZM140 153V152H139ZM144 153V152H143ZM7 154V153H6ZM5 157H6V155H5ZM10 157V156H9ZM58 158V157H57ZM78 161V162H77ZM103 161V160H102ZM64 162V163H65ZM92 162V161H91ZM99 162V161H98ZM76 163H79L80 165H76V167H75V164ZM106 162H104V164H105ZM59 165V164H58ZM113 165V164H112ZM111 166V165H110ZM59 167V166H58ZM64 167V166H63ZM74 168H76V169H74ZM113 169V168H112ZM261 169V168H260ZM106 171H107V169H105ZM109 170V169H108ZM239 170V169H238ZM52 171H54V170H52ZM263 171V170H262ZM256 172V171H255ZM107 173H108V171H107ZM264 173V172H263ZM100 174H102V173H100ZM252 174V173H251ZM256 174V173H255ZM255 174H254V172H253V175H254V177H255ZM261 174H262V172H261ZM260 174V175H261ZM72 175V176H71ZM99 175V174H98ZM252 175V176H253ZM102 176V175H101ZM106 176V175H105ZM111 176V175H110ZM262 176V175H261ZM260 176V177H261ZM264 176V175H263ZM262 176V177H263ZM114 177V176H113ZM253 177V178H254ZM259 177V178H260ZM91 178V179H92ZM107 178V177H106ZM109 178V177H108ZM80 179V180H81ZM87 178H85V180H86ZM256 179H257V177H256ZM264 179V178H263ZM263 179H262V181H263ZM84 180V179H83ZM96 180V179H95ZM258 181V180H257ZM264 182V181H263ZM262 183V182H261ZM77 184V183H76ZM148 184V183H147ZM263 184V183H262ZM78 185V184H77ZM149 185L152 187V186H154L153 185V183H149ZM264 185V184H263ZM157 187V186H156ZM252 192V191H251ZM252 196V195H251ZM41 197H44V195H42ZM261 197H263V195H261ZM264 198V197H263ZM144 200H145V198H144ZM263 200V199H262ZM163 205H164V209L162 210V208L160 209H156L158 212H164L162 215H163V217L161 218L162 220H161V223H163V224H166V225H163V227H161L162 228V230H160V234H161V236H162V239H163V244H159V245H162L160 248H161V251H160V253L157 255L156 254V252L154 251V250H152V249H148L147 247H148V245H147V249L146 250H137V249H135V248H128V247H126L123 251L126 253V255L128 254V257H132V258H137L139 261L140 260H143V261H145V262H150L152 259H155V261H157V263L158 264H245L244 262H243V260L238 256V255H235V253L233 252V251H231L228 247H225V245L223 244L224 242H223V239L221 238V236L218 234V233H215V235L214 234H209L208 235V232H207V235L204 237L203 236V238H201L202 237V235L199 233V237H200V235H201V242H203V244H204V247H205V250H204V247H202V245L203 244H201V243H199V242H197V240L195 239V237H194V235L191 233V230L188 228V225H185V226H180V227H182L183 228V230H184V232H185V234H186V238H178V239H173V236H174V234L171 232L172 231V227L171 226H173L174 227V222H172V219H171V215H173V214H171V213H173V209L171 208V204L169 203H163ZM174 208V207H173ZM170 209H172L173 211L172 212H170L171 210ZM175 213V212H174ZM178 214H179V212H178ZM173 217V216H172ZM174 218V217H173ZM252 218V217H251ZM254 219H255V216H254ZM257 219V218H256ZM119 218H116L115 219V221H118L119 222ZM176 224H178V223H176ZM177 226V225H176ZM153 228H155V226H152ZM42 229H44V228H41V230ZM120 229H122V227L120 226ZM124 229H126V230H129L130 232H132L133 231V229L131 228V227H127V228H125L124 227ZM150 229V228H149ZM174 229V228H173ZM176 229H178V227H176ZM175 229V230H176ZM200 229V228H199ZM179 230V229H178ZM43 231V230H42ZM46 230L44 229V232H45ZM153 233V232H152ZM205 233V232H204ZM204 235V234H203ZM177 236V235H176ZM180 237V236H179ZM113 238V236H111V239ZM160 238V237H159ZM199 238V239H200ZM113 240H115V239H113ZM159 241V240H158ZM114 244H116V242L117 241H112ZM158 245V246H159ZM157 246V247H158ZM224 248V249H223ZM117 249V248H116ZM135 249V250H134ZM117 251H120V249L118 248L117 249ZM123 252V253H124ZM197 258H200V260H197ZM137 261V260H136Z\"/></svg>",
	"mask_w": 264,
	"mask_h": 264
}]
</instances>
